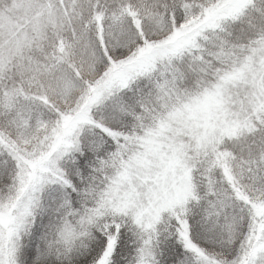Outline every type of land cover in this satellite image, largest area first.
I'll return each mask as SVG.
<instances>
[{
  "label": "snow or ice",
  "instance_id": "obj_1",
  "mask_svg": "<svg viewBox=\"0 0 264 264\" xmlns=\"http://www.w3.org/2000/svg\"><path fill=\"white\" fill-rule=\"evenodd\" d=\"M0 264H264V0H0Z\"/></svg>",
  "mask_w": 264,
  "mask_h": 264
}]
</instances>
